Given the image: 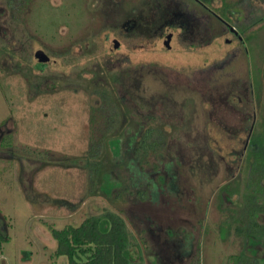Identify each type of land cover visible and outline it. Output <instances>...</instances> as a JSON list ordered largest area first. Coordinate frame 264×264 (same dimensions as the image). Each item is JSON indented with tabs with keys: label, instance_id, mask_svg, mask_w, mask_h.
<instances>
[{
	"label": "rangeland",
	"instance_id": "rangeland-1",
	"mask_svg": "<svg viewBox=\"0 0 264 264\" xmlns=\"http://www.w3.org/2000/svg\"><path fill=\"white\" fill-rule=\"evenodd\" d=\"M145 5L0 0V219L10 237L0 264H69L53 229L106 211L125 219L143 264H227L241 253L221 228L244 214L254 112L252 132L264 131V25L246 30L242 48L205 36L167 46L148 29L161 10ZM260 6L246 5L241 24ZM133 19L145 27L133 33ZM40 51L55 64L39 67ZM252 85H263L255 107ZM149 130L158 148L132 172L131 139L138 148ZM104 172L119 184L111 195Z\"/></svg>",
	"mask_w": 264,
	"mask_h": 264
},
{
	"label": "trees",
	"instance_id": "trees-1",
	"mask_svg": "<svg viewBox=\"0 0 264 264\" xmlns=\"http://www.w3.org/2000/svg\"><path fill=\"white\" fill-rule=\"evenodd\" d=\"M46 65L48 64L39 63L41 68ZM151 135L153 131L149 130L148 135L138 144V148H135V140L131 139L130 151L135 153L127 167L132 169V172L136 169L134 163H140V153L148 154L158 148V140ZM122 143L121 139L111 141L114 157L118 160L122 158ZM249 146L252 147L247 152L250 178L247 194H244V214L236 218L231 217L221 228L224 239L233 232L243 243L241 253L230 256L227 264H260V260L264 259V256H260L264 251V131L253 133ZM138 157L139 162L136 159ZM93 158L95 159V155L89 159ZM66 163L69 167H81L76 160ZM92 168L97 171V165H92ZM103 174L102 192L111 195L119 184L112 179L110 173ZM223 191L230 194L227 187ZM231 192L237 193L235 190ZM52 232L58 245L56 255L65 258L69 264H143L136 258L139 250L133 245L125 219L113 211L90 216L80 225H69L63 230L53 229ZM9 242L10 237L4 230L3 220L0 219V244Z\"/></svg>",
	"mask_w": 264,
	"mask_h": 264
},
{
	"label": "flooded vegetation",
	"instance_id": "flooded-vegetation-1",
	"mask_svg": "<svg viewBox=\"0 0 264 264\" xmlns=\"http://www.w3.org/2000/svg\"><path fill=\"white\" fill-rule=\"evenodd\" d=\"M146 5L145 8L148 10L149 8L158 7V10L162 12L163 21L155 22L150 24V28L148 25L149 31L151 33L157 34L159 40L161 39H168L171 37V40H178L182 37H188L191 41H194V45H197L198 41L202 40L203 36H205V40L212 41L214 38H224V41L227 45H232L239 42V47L245 45L247 39H251L250 36L246 34V30L249 27L256 26V25H264V0H240L239 4L232 0H144ZM256 1L260 2L259 9L256 10V16L250 18L249 24L242 25L241 22L244 18L245 14V6L246 5H253ZM117 3L115 6H117ZM215 4H221V7L217 10L215 9ZM120 6V5H118ZM144 7V6H143ZM233 7L239 8V13L235 14L232 11ZM145 10V11H146ZM143 13L139 11L137 8V13ZM135 13V11H134ZM130 28L133 29V33L137 30H140L139 27H145V25L138 24V19L131 20ZM128 23V22H127ZM125 24L124 26L128 25ZM129 28V29H130ZM221 28V29H220ZM244 29V30H243ZM203 30V31H202ZM216 31H222L220 34ZM215 32V33H214ZM229 35V37H225ZM153 35V34H152ZM234 46L232 49L233 51L237 48ZM236 53L233 52L229 54V56L235 57ZM228 56V55H227ZM263 85H258L259 88L256 89L255 86H251L250 94L252 96V103L255 107V93H260L262 90ZM264 87V86H263ZM255 88V89H254ZM240 100H243L240 95ZM256 125V112H254V119L252 121V125L250 127V133L248 136L249 144L254 132V127ZM136 135V134H135ZM133 137L132 139H134Z\"/></svg>",
	"mask_w": 264,
	"mask_h": 264
},
{
	"label": "water",
	"instance_id": "water-1",
	"mask_svg": "<svg viewBox=\"0 0 264 264\" xmlns=\"http://www.w3.org/2000/svg\"><path fill=\"white\" fill-rule=\"evenodd\" d=\"M171 41V37H168V39L165 42V45L169 46ZM114 47H118V43H113ZM38 59L40 60V62L44 63V64H55V61L52 60L46 53H44L43 51L38 52Z\"/></svg>",
	"mask_w": 264,
	"mask_h": 264
}]
</instances>
